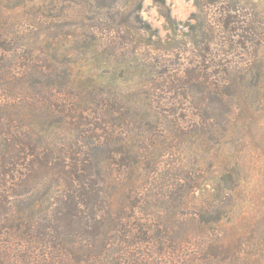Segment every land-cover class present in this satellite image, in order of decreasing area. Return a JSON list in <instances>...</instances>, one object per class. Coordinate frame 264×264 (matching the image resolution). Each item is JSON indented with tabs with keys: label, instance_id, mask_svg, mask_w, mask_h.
I'll use <instances>...</instances> for the list:
<instances>
[{
	"label": "trees",
	"instance_id": "16d2710c",
	"mask_svg": "<svg viewBox=\"0 0 264 264\" xmlns=\"http://www.w3.org/2000/svg\"><path fill=\"white\" fill-rule=\"evenodd\" d=\"M196 6L199 54L169 69L133 56L140 0H0V264H264V216L237 232L203 178L224 169L233 199L257 160L264 14ZM194 89L212 112L175 106ZM214 147L233 159L188 155Z\"/></svg>",
	"mask_w": 264,
	"mask_h": 264
},
{
	"label": "rangeland",
	"instance_id": "374dc122",
	"mask_svg": "<svg viewBox=\"0 0 264 264\" xmlns=\"http://www.w3.org/2000/svg\"><path fill=\"white\" fill-rule=\"evenodd\" d=\"M140 1L142 4L140 11L141 17L151 26V31L141 35L139 38L137 37L141 45H138V48L140 47L138 56H136V54H134L133 56L141 58L145 56V54L147 56L151 55L153 58L159 60V62L161 61V63L163 65H166L169 69L175 66H177V68H184L185 65L191 60V58L194 57L196 58L195 55L199 54L198 48H196V46L193 44L192 41V33L194 32L192 25H198L197 16H196V14H198V7L196 6L197 0H165L171 16L170 21L166 20L164 14L160 10V8L156 5V3L153 2V0H140ZM200 1L201 3L205 4L210 8V11L208 12L209 14H211L213 13L214 10H216L215 13H217L222 6H226V4H229L233 0H220L216 4L213 3L206 4L205 2H207V0H200ZM236 1L240 11L241 10H243L244 12L251 11L252 9L250 8V4L251 2H253L259 5V10L264 14V0H236ZM118 6L123 11L125 10L128 11L131 8V6H133V0H118ZM213 18L215 17L212 16L210 18L211 22H215ZM195 38H197L198 40L201 39V37L199 36V32H196ZM205 40L207 41V39ZM145 43H150V45L149 46L144 45ZM256 52H257L256 60L264 64V48H260ZM109 57L110 56H101V58L98 59V61L96 62V67L98 66L97 64L99 61L102 60L104 61V59H108ZM242 58H244V61H246L245 57ZM125 59L127 60L126 56H118L117 62L122 63L124 62ZM128 59L129 60L132 59V56L128 57ZM117 67H118L117 70L123 71V69H120L121 68L120 65H118ZM99 68L98 70L97 68L93 70L94 74L101 75L103 73V70ZM86 85L87 82L86 79H84L83 86ZM168 96L170 99L173 96V94H169ZM190 96H191L190 100H192V102L194 103H192L190 100H189L190 102H188L183 99L181 102L176 101L175 106L188 109L189 106L192 107L193 105H195L194 108L196 110L200 108L212 112L213 107L217 105L214 100L201 99V92H199L198 89L192 90ZM256 108H258V111L254 113L253 119H249L247 121L248 123L249 122L264 123V102H261L259 105L252 106V109H256ZM249 142H250V135L247 139L246 145H248ZM249 147L251 150H249L248 159L250 155L251 157L257 160L252 165V168H250V166L247 165L249 170L248 177L246 178L245 181L242 182L243 184L241 183V186L237 188V190L238 189L240 190L241 187L240 190L241 194L236 195L235 193L236 191L234 190L235 195L233 199H228L223 196V194L225 193L224 188L230 185L229 181L227 182L225 179L226 174L224 169L220 172V174H218L217 178L213 181L208 179V177L203 174V178L205 182L204 184L206 186L213 185L212 187V190L214 191L213 199H215V201L217 200L218 204H221V209H224L225 210L224 212H226L223 218V221H226L225 224L233 225L236 228L237 232H242L245 233L246 235L248 234V231H250V226L253 221L252 218L254 217V215H252L253 209L251 207H256L255 208L256 212L254 214L257 215L256 216L257 219H261L264 216V198L263 199H261L262 197L258 198L257 199L258 203L252 205V197L257 198L261 191H262V195H264V133L263 135H257L255 140L252 141ZM218 150L219 152H217V154L214 147V149H210L209 151L208 150L199 151V152L196 151L195 153L197 154H188V155L192 156L193 158L195 157V159H202L203 160L202 163H204V168H205V164L211 162L213 159L217 160L218 158H222L224 156H229V155L230 156L228 158V161L233 159L232 154H235V152H232V154H223L224 151H222V149L217 148V151ZM237 155L238 154L236 153L235 156ZM228 161L225 160V163H227V165H229ZM48 185L49 183H46V185H43L42 188L45 189L46 187H48ZM215 186L216 187L218 186L219 190H217ZM201 190L202 188L196 192V194L198 195L197 197H199L200 193H202ZM247 214L250 217L246 219ZM259 236L258 238L260 239Z\"/></svg>",
	"mask_w": 264,
	"mask_h": 264
}]
</instances>
